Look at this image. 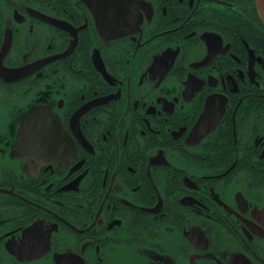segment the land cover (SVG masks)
I'll return each instance as SVG.
<instances>
[{
    "label": "flooded vegetation",
    "instance_id": "flooded-vegetation-1",
    "mask_svg": "<svg viewBox=\"0 0 264 264\" xmlns=\"http://www.w3.org/2000/svg\"><path fill=\"white\" fill-rule=\"evenodd\" d=\"M0 264H264L256 0H0Z\"/></svg>",
    "mask_w": 264,
    "mask_h": 264
},
{
    "label": "water",
    "instance_id": "water-1",
    "mask_svg": "<svg viewBox=\"0 0 264 264\" xmlns=\"http://www.w3.org/2000/svg\"><path fill=\"white\" fill-rule=\"evenodd\" d=\"M258 11L264 21V0H256Z\"/></svg>",
    "mask_w": 264,
    "mask_h": 264
}]
</instances>
